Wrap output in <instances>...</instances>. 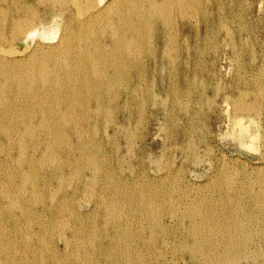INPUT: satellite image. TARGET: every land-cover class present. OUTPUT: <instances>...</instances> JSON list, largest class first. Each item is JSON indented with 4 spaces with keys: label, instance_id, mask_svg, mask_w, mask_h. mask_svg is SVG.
<instances>
[{
    "label": "rangeland",
    "instance_id": "374dc122",
    "mask_svg": "<svg viewBox=\"0 0 264 264\" xmlns=\"http://www.w3.org/2000/svg\"><path fill=\"white\" fill-rule=\"evenodd\" d=\"M187 2H188V6L186 5L183 9L178 8V10H177V7H175V8H173V10H171L172 12H170L169 16H168V18H170L171 20L169 19V21L167 22L168 25H165L167 27V28L165 27L166 32L169 35L168 36L169 40L167 39L168 43H167V48H166L167 56L164 59L165 61H163L164 62L163 65H164L165 69L161 70L162 64H161V62H159V59H158L157 60L158 62L156 64L153 60H152L151 64L149 63L150 67L157 65L156 67L158 68V72H155L157 74H154V72L149 71V70L143 71L140 73L141 76H140V80H139L140 82L138 85L139 87L137 88L138 90L136 89V92H135L136 98H135V100L132 101L134 104L131 102L130 106L127 109L123 108L124 110H129L131 112L128 116V119L124 121L123 128L120 127L117 134L113 133V129L115 127V124L113 122H115L116 116L120 115V112L123 109L118 108L117 105H115L113 103H111V104L105 103L104 104V106L102 108L103 110L102 109L100 110L104 116L101 114V116H100L101 118L99 117L100 120H98L99 118H97V119L93 118L89 121H81V118H79V120H77L78 124H76V126H74L73 125L74 121L69 120L68 119L69 117H67V121H66L67 123L65 122L64 126H66V127L70 126L69 128L74 127V130L78 129L79 134L77 135L74 132V130H71L72 133L70 132L69 137H66V139H65V141H66L67 139L70 138V140H67V141H69V143H67V141H66V143L70 144L69 145L71 147L70 157H71V160H73L74 164L72 163V165H71L72 169L66 168L64 170V172H63L64 178L61 177L60 181H58V180L54 181L53 182L54 185L49 183V184H47L46 187H44L43 184H41V182H42L41 176L44 173H48V171H46V170H50L47 167H43L39 162L43 153L45 152L44 153L45 156L50 154V156L49 157L47 156L46 158L52 159L55 156L54 159L56 161L61 160V158L65 157V156H63L62 152H59V151H58V153L50 152L48 154L46 152L48 150L47 146L44 145L43 143H41L40 148L37 147L38 150L35 151L36 156H35V154H34V156H32L31 153H33L34 152L33 149L36 148L35 144L32 141H33V139H35L37 137V136H34V133H33V135H29V134H27V136L25 135L27 142H29L28 144H30L28 146L26 156L32 157L34 160L36 159V162H33V163H35V165L33 164L34 166H33V169H31V171H29L27 169L28 168L27 166H24V168H23V167H21V165L18 164L20 158H19V155L16 151H12V153H10L9 155L6 156L5 153L3 154V152H5L3 150L6 149V147L5 146L0 147V153L2 152V154H0L1 155L0 159L5 161L2 165H0V178L2 176V178H1L2 180H0L1 181V184H0V186H1L0 187V190H1L0 191V208H1L0 209V257L4 256L3 259L0 258L1 264L2 263L3 264L4 263L5 264H11L10 263L11 261H9L10 259L8 258L9 255L13 256V258H14L13 263L14 264H21L19 259L21 261L23 260L25 263L27 261H31V259H33V256L29 252L28 247H26V244H30L31 242H33L30 240L31 238H29V236L31 234H28L29 229L33 224V219H31L30 216H29V218L28 217H24V218L23 217H16L15 220H16L17 225L19 226L20 231H19V233H17L15 235V237L14 236L11 237V233H10L9 229H10V227L13 226V224L9 220L8 215L10 213V214H16L17 216H19L20 215V205H19V203H16L17 199L14 200L11 196H6V193H7L6 189H8V193H11V195H12V193L14 195V192L15 193L18 192L22 195V197L24 196V198L31 196L33 189H34L35 193H37L38 196H42L45 193H51L53 196L55 195L53 197V201H55V204L57 203L56 205H57V207H59L58 208L59 211H58L57 215L55 216L56 221H55V218H52L51 215L47 214L44 216L43 213L35 210V212L39 213V215H40L39 221H42L45 224H46V222L48 224V223L53 221V223L56 222L57 224L56 223H55L56 225L52 224V226L54 225V227H52L51 225L48 226V230L45 232V234L42 233L40 235V236H43V239H44V240L42 239L43 243L40 241H38L37 244L35 242H33L34 244H36L35 245L36 246V248H35L36 252L34 255L37 256L39 254V256L36 257L34 264H42L43 262H46V264H76V263L77 264H80V263L84 264V262H85V264H94L93 262H95V264H99L100 262H102L100 264H106V263L107 264H110V263L111 264H119V263L120 264H126L125 263V256L128 254H131V253H132L131 254L132 257L135 259H136V257L139 258V255H140L142 257L141 258L142 264H144V263L145 264H153L154 262H156V263L160 262L159 264H161V263L162 264L163 263L170 264L171 261H172L171 264H177V262H178V264H182V261H183V264H194V263L195 264H202V262H203V264L204 263L205 264H213V263L214 264H218V263L219 264H254V263L255 264H264V240H263L264 239V231H263L264 230V218H262V221H261V215H262V217H264V210H263L264 197H262V196H264V192H263L264 190H262L264 188V157H262V155L264 156V153H263L264 148H262V147H264V125H263L264 124V116H263L264 115V111H263L264 110V102H263L264 101V97H263L264 96V93H263L264 92V89H263L264 88V0H227V1H225V0H214V1L213 0H187ZM259 5H260V9L258 8ZM210 7H212V8H210ZM180 10H182V12H180ZM183 11H184V13H183ZM209 11H210V13H209ZM181 13L183 15H181ZM211 14H213V15L211 16ZM234 14H236V15H234ZM191 16H193V18ZM232 16H234V17H232ZM259 16H260V18H259ZM189 17H190V19L192 18L193 20L192 19L189 20ZM49 20L50 19L48 18L47 21H49ZM177 20H179V21H177ZM34 22H35V24H39L38 19H36V21H34ZM178 23H182L179 28L176 27ZM191 24H192V26H191ZM254 27H255V29H254ZM25 28H27V27H25ZM175 28H177V29H175ZM233 32H235V33H233ZM182 33H183V35H182ZM234 34H235V36H234ZM181 35H182V37H181ZM245 36H247V37H245ZM242 37H244V38H242ZM250 37H251V39H250ZM182 39L184 41H181ZM195 39L197 41H195ZM49 41L50 40H48V42ZM145 41H147V42H145ZM200 41H202V42H200ZM257 41H258V44H257ZM40 42L44 44V41H42L41 39H40ZM153 42H154V39L152 36H150V37H145L143 43L141 44L140 49L142 51V57L144 59H146L147 56H150L151 51L154 48ZM183 42H186V44ZM50 43H51V41H50ZM145 43L148 44V46ZM33 44H34V40L28 39L26 41L25 39H22V37H20L17 40H15L12 45H9L8 43H5V44L0 43V46L4 47L6 49L13 47L17 50H22L25 53H28L30 51V48L33 46ZM187 44H189V45H187ZM44 45H46V44H44ZM225 45L227 48L225 47ZM186 46L189 48V51H188ZM258 46H259V48H258ZM147 49L149 50V52H146V51H148ZM218 50H219V52H218ZM186 51H188V52H186ZM198 52H200V53H198ZM217 52H218V54H217ZM159 53H158V56H159ZM188 53H189V55H187ZM253 59H254V61H253ZM257 60H259V61H257ZM185 61L188 65L185 63ZM215 64H216V66H215ZM168 65H169V67H168ZM192 72H194V73H192ZM252 74H253V76H252ZM179 77H180V79H179ZM204 77H205V79H204ZM153 80H155V82ZM150 84H151V86H150ZM233 86L235 88H233ZM236 86L237 87L239 86V88H236ZM243 86L246 88H244ZM253 88H254V90H252ZM239 89H241V90H239ZM140 91H141V93H139ZM242 91H243V93H241ZM236 93H238V94H236ZM158 94H159V96H158ZM142 95H143V97H141ZM240 95L242 96L243 99L241 98ZM250 95H252V96H250ZM144 97H145V99H144ZM204 97H205V99H204ZM245 97H246V99H245ZM139 98H141V99L143 98V99L141 100ZM155 98H157V99H155ZM229 98L231 100H229ZM20 99L21 98L17 95V97L14 98V100H16L15 101L16 104L14 106H12V108H11L12 109L11 112L13 115V120H11V124H13V128H11L10 130H12L11 132H12L13 138H15V139L19 138V135H17V133H15L14 131L17 132L23 128V125H21V124H23V123H21V119H23V118H21V119L18 118L20 115L19 113L23 112L22 108H20V106L17 105L19 103ZM55 99H57V102L58 101L61 102V100L59 98H55ZM158 99H161V100H158ZM176 99H179V100H176ZM156 100H158V101H156ZM140 101H143V102L145 101L144 103L146 105ZM148 101H149V103H148ZM154 101H156V102H154ZM185 101H186V103H185ZM238 101L241 103L243 101H245L246 103L249 102L248 107H250V108L248 109V111H246L245 114H243L244 121H246L247 119L253 120L255 118V115H256V118L254 119V122L256 121L255 122L256 125L253 121L250 120L251 122H253L251 124V128L254 131V133L256 134V136L252 140L250 139V137H246L243 143H241V141L238 138H236L237 132L235 130H237L238 127L235 126L236 128L234 130V126H233V128L231 126L235 123V121H231V120H235V119L231 118L233 116H229V115L233 114V110H232L233 109L232 107H234L233 104L237 103ZM163 102H165V103H163ZM245 102H243V103H245ZM138 103H141L144 106H142L141 104H138ZM212 104H214L215 106ZM231 104L233 105L232 107H231ZM109 105H110V108L112 106H114L111 108V110H113V111L110 110V108L108 107ZM251 105H253V106H251ZM174 106H176V108ZM90 107L95 108V106L93 107V104ZM145 107L148 109H146ZM88 108L89 107L87 106V109ZM165 108H166V110H165ZM254 108H256V109H254ZM85 109H86V107H85ZM137 109H138V111H137ZM164 110L167 111V113ZM225 110H228L229 112L228 111L224 112ZM261 111H262V113H261ZM147 112H149V113H147ZM151 112H153L152 116L150 115ZM163 112H164V114H163ZM227 112L229 113L228 115H227ZM143 113L146 114L147 118L145 117V115ZM125 115H128V114L125 112ZM249 116L252 118H250ZM79 117H80V115H79ZM139 118H141V119H139ZM150 118H151V120L149 121ZM142 119H143V122H142ZM35 125H36L35 126V128H36L38 125L36 123H35ZM179 125H182V126H184V128H187V129H185V131H187L188 137L178 138L179 137L178 133H179V128H180ZM259 125H260V127H258ZM98 126H100L99 127L100 129L98 128ZM128 126H130V127H128ZM131 127L133 128V130ZM174 127L175 128L178 127V128L175 129ZM258 128H260L261 130ZM85 129H86V131L88 129V131L85 132ZM89 129H91V130H89ZM165 129H167V130H165ZM259 131H261V132L263 131V132L261 133ZM13 132L16 135L13 134ZM80 132H82V133H80ZM102 132H104V133L102 134ZM143 132L146 134L147 138H146L145 142H142V144L144 146L146 145V152H150V154L153 155V157L151 155V158L152 159L154 158V159H153V161L150 162L146 156L145 157V160H146L145 166L140 167V166H137L136 163H134V161H135L134 160V156H135L134 153L138 152V147L141 144V140H140L141 137L140 136H142L144 134ZM107 134H109V135H107ZM128 134H130L132 138ZM117 135H118V137H117ZM157 135H159V136H157ZM77 137H79V138H77ZM105 137H106V139H105ZM258 138H260V140ZM247 139H249L250 141ZM114 140H115V142H114ZM117 140H119V141H117ZM190 140H192V141H190ZM200 140H201V142H200ZM206 140L208 141V143ZM126 141H127V144H126ZM128 141L130 144L128 143ZM137 141H138V143H137ZM175 142H176V144H175ZM190 142H192V143H190ZM195 143H197V144H195ZM191 144H192V146L195 147V149H194V147L191 146ZM249 144H250V146H248ZM58 145H59V143H58ZM88 145H90V146L88 147ZM180 145L181 146L183 145L184 147L183 146L181 147ZM203 145H205V146L203 147ZM0 146H2V145L0 144ZM186 146L187 147L190 146L189 147L190 150ZM244 146H246V147H244ZM147 147L149 148V150H147ZM191 147L193 148V150ZM114 148H117V149H114ZM118 148H119V150H118ZM134 149H136V150H134ZM164 149H165V151H163ZM182 149H185V150L183 151ZM42 150H43V152H42ZM126 153H128V154H126ZM164 153H165V155H164ZM190 153H192V154H190ZM85 154H86V156H85ZM45 156L43 155V158ZM122 156H123V158H122ZM209 156H210V158H209ZM58 157H60V158L58 159ZM83 157L85 159H83ZM11 158H12V160L15 161V163L11 160ZM75 158H81L84 162L85 161H91V163L93 165H91L90 167H92L93 169L95 167L94 172H91L90 169H88V170L84 169V171H82V169L80 167L78 168V165L75 163V160H74ZM205 158L206 159L209 158V159L206 160ZM37 159H39L38 160L39 163L37 162ZM120 159H121V161H120ZM194 161L196 162V164H194L195 163ZM157 162H158V164H157ZM133 163H134V165H133ZM7 164L8 165L11 164V165L8 166ZM13 165L17 166L15 168V170L13 168L15 166H13ZM74 165H75V168L77 167L76 169L73 168ZM171 167L174 170H171ZM181 167H183L182 168L183 170L181 169ZM110 168H112V169H110ZM133 168H134V170H133ZM16 169H17L18 173L16 172ZM77 169H78V171H77ZM161 169H162V172H161ZM25 170H27V171H25ZM36 170H37V172H36ZM70 170H73V171H70ZM28 171L30 172V174L32 173L30 175L32 178L31 177L30 178L38 186L36 185L37 188H33L32 182L29 183L28 185L30 187L28 185L26 186V188L24 189L26 191L25 195H24L23 194L24 193L23 188L21 189V187H18V186L17 187L11 186L10 183H11V180L13 178L17 180L15 182L20 183L21 181H19V178H21V176H19V174L25 175V174H27ZM171 171H172V176H171ZM70 172H71V174H70ZM84 172L86 173V175L84 174ZM132 172H134V173H132ZM9 173H10V175H9ZM39 173H41L40 176H38ZM96 173H98V174H96ZM110 174H111V177H110ZM112 174H114V175H112ZM83 175H85L88 178L89 183L85 184V185H87L86 187H85V185L80 184V180H81ZM67 176H68V178L66 181ZM175 176H177V177H175ZM7 178L9 179L8 181H7ZM72 178H74V179L72 180ZM78 178H80V179H78ZM97 178H98V180H97ZM183 178L185 179V181L187 180L188 182L186 183ZM69 179H71V180H69ZM174 179H176V180H174ZM74 180H75V182H74ZM89 180L90 181L92 180V181L90 182ZM107 180H109L110 182ZM111 180H113V182H111ZM172 180H173V182L171 183ZM178 180L179 181L181 180L183 182H181V181L179 182ZM167 181L168 182L170 181V182L168 183ZM243 181H245V183ZM38 182H40V183H38ZM174 182L176 183V186H175ZM256 182H258V183H256ZM159 183L162 186H160ZM165 183L167 185H165ZM181 183H182L183 187L180 186ZM185 183H186L187 188L184 185ZM5 184H7V185H5ZM88 184H90V185H88ZM100 184H102V185H100ZM113 184H114V186H113ZM115 184H117V185L115 186ZM222 184H224V185H222ZM243 184L246 185V186L244 185L245 189H243L244 188ZM252 184H254V185H252ZM8 185H10V187ZM77 185L79 186V188L76 189V192L72 193L71 191H74L75 190L74 187H77ZM164 185H165V187H164ZM173 185L175 186V188H173L174 187ZM39 186H40V188H39ZM134 186L136 187L137 190H134L135 189ZM139 186H140L141 190H140ZM150 186H151V188H149ZM153 186H154V188H153ZM159 186H160V188H159ZM258 186H259V188H258ZM54 187H56L57 189ZM58 187H60V188H58ZM95 187H96V190H95ZM116 187H117V189H116ZM178 187L182 188L183 190H181ZM237 187H240V188L243 187L242 191L244 193L241 191L240 188H238V189H240V190H238ZM253 187H254V189L258 188V190H254ZM118 188H120V189H118ZM121 188L123 189V191ZM147 188H148V191H145V190H147ZM168 188H169V190H168ZM222 188L225 191L222 190ZM58 189H60V190H58ZM112 189H113V191H112ZM124 189H127V190H124ZM130 189H131V191H130ZM260 189L262 190V192L260 191ZM27 190H29V191H27ZM56 190H58V192ZM149 190L151 192L150 194L148 193ZM179 190L182 192L179 193L178 192ZM191 190H192V193H191ZM53 191H54V193H53ZM114 191H115V193H114ZM141 191L143 192V194L141 193ZM29 192H31V193H29ZM177 192H178V194H177ZM238 192H239V194H238ZM254 192L256 194L257 193L258 194L256 195ZM38 193H40V194H38ZM60 193H62L63 195L61 196ZM109 193H111V194H109ZM112 193H114V194H112ZM118 193H119V195H118ZM152 193H154V194H152ZM64 194H67V195H64ZM128 194L129 195L131 194V195L128 196ZM137 194L138 195L140 194V197ZM82 195H84V196H82ZM132 195H134V197H132ZM243 195L244 196L246 195V197H244ZM92 196H94V197H92ZM108 196H110L111 198H109ZM150 196L152 198L154 197L155 200L151 199ZM9 197H11L12 200L9 199ZM145 197H147V198H145ZM249 197L250 198L252 197L251 199H254V201L249 200L248 199ZM65 198H67V199H65ZM78 198L80 200V201H78L79 203L77 202ZM100 198L101 199L103 198V200H101ZM244 198H245V200H244ZM107 199H108V201H107ZM111 199L113 200L112 203H111ZM176 199H177V201H176ZM13 200H14V202H13ZM104 200L106 201V203ZM117 200H119V201H117ZM159 200L162 202L160 203ZM234 200L235 201L237 200V201L235 202ZM61 201H65V202H61ZM71 201L72 202L74 201V202L72 203ZM125 201L127 204L125 203ZM152 201H153V203H152ZM223 201H224V203H223ZM245 201H248L247 202L248 204ZM154 202L156 204H159V205H156ZM179 202L183 203L182 206H180L181 203L178 204ZM211 202H213L214 205ZM215 202H217V204ZM117 203H119V204H117ZM151 203L154 205H152ZM225 203L226 204L229 203L228 204L229 206L226 205ZM236 203L238 204L237 207H236ZM11 204H12V206H11ZM70 204H73V206ZM150 204L152 207L150 206ZM257 204H259V205H257ZM31 205H32L31 207L33 209H36L37 206L35 203H31ZM80 205H82V206L80 207ZM249 205H251L250 208L252 207L251 210H250V208L248 209ZM117 206H119V207L121 206L120 208H123V209L121 210ZM154 206L155 207L157 206V207L155 208ZM185 206H187V207H185ZM188 206H190L191 208ZM256 206H258V207H256ZM114 207H115L116 211L114 210ZM153 207H154V209L152 210ZM233 207L235 209H233ZM71 208H72V210H71ZM159 208H160V210H158ZM212 208H215V209H212ZM230 208H231V210H230ZM73 209H74V211H73ZM78 209H79V211H78ZM95 209H96V211H95ZM155 209H157V211H159V213H161V215L159 213H156L157 211ZM181 209H182V211H180ZM193 209H195V210H193ZM76 210H77V212H76ZM161 210L163 213L161 212ZM213 210L215 211V213ZM225 210L227 211L226 213H225ZM232 210L235 211L236 214ZM97 211H99V212H97ZM152 211H154V212H152ZM230 211L233 213H231ZM71 212H74L73 214H75V213L76 214L73 216V214ZM118 212H120V213L117 215ZM185 212H186V214H185ZM228 212L230 213V215ZM31 213H33V211H31ZM65 213L67 215H69L70 217L67 216ZM126 213H128V214L126 215ZM153 213H155V214H153ZM243 213H244V215H243ZM255 213H256V215H255ZM257 213L259 214L260 219H258L259 217H257V215H258ZM5 214H7V216ZM156 214H158L157 216H159V215L160 216L157 217ZM192 214H194V215L192 216ZM197 214H199V215H197ZM62 215H64V216H62ZM226 215H227V217H226ZM65 216H66V218H64ZM127 216H128V218H127ZM229 216H230V218H229ZM253 216L256 217L258 220L255 221L256 219ZM41 217L45 222L43 220H41ZM86 217L87 218L89 217V218L87 219ZM155 217H157V218H155ZM205 217H207V218H205ZM243 217H245V218H243ZM252 217L254 219H252ZM196 218H199V219H196ZM49 219L51 221H49ZM59 219L61 220V222L63 221L62 224H64L68 230H66V228H64V225L62 226ZM97 219L99 220V222ZM130 219H132V220H130ZM160 219L163 220L162 223H161ZM192 219L194 220L193 222H192ZM226 219H228V220H226ZM242 219L244 222H242ZM128 220H129V224L131 223L130 225L127 224ZM196 220H197V222H196ZM230 220L232 222H234L235 224H239L243 228L240 231L241 232L240 235L243 233L241 235V237L244 234L246 236V232H248V231H251L248 233H250V234L252 233V234L250 236L248 235V238H240V239L237 238L235 241V235L233 237L228 236L226 238V236L228 235L227 233L230 231V228H232V227H230L228 230H225V233L218 234L216 232L209 231V229H208L209 227L205 225V224H207L206 221L211 222L210 226L211 225L216 226L217 224H223L227 221L229 223H232ZM247 220H248V222H247ZM253 220L256 222V224H254L255 222ZM65 221H67V222H65ZM164 221H166L167 223H165ZM249 221L252 223L254 222V223L252 224ZM139 222H141V223L143 222V223L139 224ZM83 223H84V226H86L87 228L86 227L82 228ZM234 223H232V224H234ZM249 223L251 226H249ZM257 224L260 226V228L256 226ZM28 225H29V227H28ZM57 225H59V226H57ZM69 225H72V226H69ZM126 225H127V227H124ZM136 225L138 226V229H137ZM140 225H142V226H140ZM32 227H34V226H32ZM174 227L176 229H174ZM205 227H206L207 231H206ZM251 227H253V228H251ZM6 228H8V230H6ZM49 228H50V231H49ZM73 228H74V230L76 229V231H74L75 233H73ZM78 228H79V230H78ZM97 228H100V229H97ZM127 228H129V229H127ZM246 228H247V230H246ZM56 229H57V231H56ZM60 229L61 230L63 229L64 232L63 231L61 232ZM53 230H55V231H53ZM128 230H130V231H128ZM195 230L198 232L206 231L207 233H210V235H211L210 242L211 243L213 242L212 246L214 247V250L216 251V253H217V250L221 251V252H219L220 254L218 253V257H219V259L217 257L218 260L214 261V260L209 258L210 260L207 259V260H209V262L207 263L206 259H203L200 257H199V259H196V258L194 259L190 255L191 254L190 249H193V247H194L193 244L195 243L194 242L195 238L192 235V232ZM165 231H167L168 233ZM121 232L123 234H121ZM139 232H141V233H139ZM171 232H172V234H171ZM85 233H86V235H85ZM124 233H125V235H124ZM145 233L147 236L145 235ZM180 233L182 234V236L185 234L183 237H185V238L187 237V238L185 239L182 236H180L181 235ZM153 234H155V236ZM159 234H161L162 236ZM5 235L6 236L8 235V236L6 237ZM48 235H50V236H48ZM65 235L66 236L68 235V238H69L68 241L70 240L67 243L62 241L65 238ZM92 235H94V236H92ZM112 235H114V236H112ZM126 235H127V237H126ZM165 235H167V237ZM2 236H3V238H2ZM51 236H53L52 241L50 238ZM62 236L64 237L63 239H62ZM110 236H111V238H110ZM152 236H154V237L152 238ZM84 237H85V239L87 237L89 239L87 238V240L85 242ZM92 237H93V239H92ZM76 238H78L79 240L78 239L76 240ZM121 238L123 239V243H122ZM215 238H217V239H215ZM228 238H230V239L228 240ZM17 239H19V240H17ZM80 239H82V241ZM179 239H180V241H179ZM245 239H246V241H245ZM95 240H97V241H95ZM167 240H169V241L167 242ZM22 241H24V242H22ZM259 241H261V242H259ZM6 242H8V243H6ZM110 242L112 243L111 244L112 250L109 248V247H111V246H109ZM119 242H121L120 245H119ZM216 242H218L220 244H218ZM229 242L231 244L233 242V244H234L233 248L237 249V250H235L232 248L233 251L235 250L233 254H228V253H226L227 251L221 250L224 248V246H222V245L229 243ZM24 243H25V245H24ZM68 243H69V245H68ZM162 243H164V244H162ZM170 243H171L170 246H172L173 248L169 247ZM6 244L9 247H7ZM172 244L174 246H176V248H174V246ZM217 244L220 247H218ZM12 246H13V248H10ZM46 246H48V247H46ZM66 246H68V248H66L67 250L65 249ZM21 247H23V248H21ZM38 247H40V249ZM44 247H45V249H44ZM123 247H124V249H123ZM142 247H143V249H142ZM78 248H80V249H78ZM81 248H83V249H81ZM108 248L110 250H108ZM151 248L153 251L151 250ZM13 249H15L16 251H19V252L15 253L16 251L14 252ZM86 249H88V250H86ZM139 249L141 252L139 251ZM158 249H160L159 252L162 254L158 253ZM163 249L164 250L168 249V250L163 251ZM252 249H253V252H252ZM77 250L80 253H78ZM116 250H117V252H116ZM128 250H129V253H128ZM150 250L152 251V253H149ZM161 250H162V252H161ZM170 250L171 251L173 250L172 251L173 255L170 254L171 253ZM185 250H186V253L184 252ZM247 250L249 252H252V253H249ZM39 251L42 253H39ZM74 251H75V253L77 252V254H75ZM102 251H104V252H102ZM85 252L87 254H85ZM143 252H144V254L146 253V255H148V256L149 255H152V256L148 257V256L144 255ZM138 253H139V255H138ZM154 253L155 254L158 253V254H156L157 256ZM242 253H243V255H242ZM41 254H43V255L46 254V255L43 256ZM81 254H84V255L82 256ZM105 254H108V255H105ZM110 254L112 256L114 255L115 257L114 256L112 257ZM164 254H165L166 258L163 257ZM167 254H168V256H167ZM184 254H185V256H184ZM251 254H252V256H251ZM19 255L20 256L22 255V256L20 257ZM72 255H74V256H72ZM88 255L91 257H89ZM134 255H135V257H134ZM75 256H77V257H75ZM97 256L100 258H98ZM123 257H124V259H123ZM160 257H161V259H160ZM170 257L171 258L173 257V258L171 259ZM7 258H8V260H6ZM24 258H25V260H24ZM93 258H95V259H93ZM112 258L114 259L115 262L113 261ZM144 258H146V259L143 260ZM152 258H154V259H152ZM182 258H183V260H182ZM118 259H119V261H118ZM221 259L224 263L221 261ZM226 259H227V261H226ZM228 259H230L231 262ZM4 260L8 261V262H5ZM160 260H162V262ZM242 260H244V261L242 262ZM247 260L249 262H251V261L252 262L249 263ZM39 261H41L42 263H40ZM88 261H89V263H88ZM112 261H113V263H112ZM173 262H176V263H173ZM156 263H154V264H156ZM138 264H140V262Z\"/></svg>",
    "mask_w": 264,
    "mask_h": 264
},
{
    "label": "bare ground",
    "instance_id": "6f19581e",
    "mask_svg": "<svg viewBox=\"0 0 264 264\" xmlns=\"http://www.w3.org/2000/svg\"><path fill=\"white\" fill-rule=\"evenodd\" d=\"M214 1V0H213ZM227 1V0H225ZM214 3V2H213ZM212 3V4H213ZM218 4V3H217ZM227 4V3H226ZM188 6V2L187 0H0V43H8L9 45H12L14 43L15 40H17L18 38L22 37V39H25L26 41L29 40H34V44L33 46L30 48V51L28 53H25L22 50H17L13 47H10L9 49H6L4 47L0 46V144L3 147L5 146L6 149H4L3 154L5 153L6 156L9 155L10 153H12V151H16L19 155V162L18 164L21 165V167L24 168V166H27L28 170L31 171V169H33V166L35 165L36 159L34 160L32 157H27L26 153H27V149L28 146L30 144H28L29 142H27L25 135L27 136V134L29 135H33L37 136L35 139H33V143L35 144L36 148H34V152L31 153L32 156H34L35 151L38 150L37 147H41V143H43L44 145L47 146V153L49 154L50 152L52 153H58L62 152L63 158H61V160L56 161L54 158L50 159V158H46L47 156L49 157V155L45 156V152L43 153V155L45 156L43 158V155L40 159V164L43 167H47L50 170H46L48 171V173H44L43 171V175L41 176V184H43L44 187L47 186V184L51 183L53 184L54 181H60L61 177L64 178L63 172L66 168H71V165L73 163V160H71V147L69 146L70 144L69 141L70 140L67 139V143L65 141L66 137H69V134L71 132V130H74V127L69 128L64 126L65 122L67 121V117H69L68 119L71 121H74L73 125L76 126V124H78L77 120H79V118H81V121H89L93 118L97 119L101 116L102 112L100 111L105 103H113L115 105H117L118 108L121 109H127L130 106V103L135 100L136 96H135V92L136 89L139 87V80H140V76H141V72L143 71H152L154 72V74H157L155 72H158V68L155 66H151L149 65V63L151 64L152 60L155 62V64L158 62L157 60L159 59V62H161L162 67L161 70L165 69L164 65H163V61H165L164 59L167 56L166 53V48H167V39H168V33L166 32V26L168 25L167 22L169 21L170 18H168L169 13L172 12L171 10H173V8L177 7L179 9H183L185 6ZM262 5V4H261ZM231 7V6H230ZM212 8V7H210ZM260 9V5L258 7ZM175 10V9H174ZM216 11V10H215ZM180 12H182V10H180ZM179 13V12H178ZM184 13V11H183ZM210 13V11H209ZM230 13V12H229ZM245 13V12H244ZM258 13V12H257ZM180 14V13H179ZM178 14V15H179ZM188 14V13H187ZM237 14V13H236ZM234 14V15H236ZM181 15H183L181 13ZM185 15V14H184ZM213 14H211L212 16ZM238 15V14H237ZM243 15V14H242ZM176 16V15H175ZM186 16V15H185ZM210 16V17H211ZM178 17V16H177ZM181 17V16H180ZM193 18V16H191ZM209 17V18H210ZM234 17V16H232ZM50 19L49 21H47V19ZM182 18V17H181ZM188 18V17H187ZM191 18V19H192ZM212 18V17H211ZM260 18V16H259ZM36 19L39 20V24H35L34 21H36ZM183 19V18H182ZM181 19V20H182ZM189 17V20H191ZM213 19V18H212ZM171 20V19H170ZM175 20V19H174ZM186 20V19H185ZM193 20V19H192ZM195 20V19H194ZM250 20V19H249ZM47 21V22H46ZM179 21V20H177ZM210 23V22H209ZM179 24V25H178ZM176 27H180L182 23H178ZM188 24V23H187ZM196 25V24H195ZM200 25V24H199ZM213 25V24H212ZM225 25V24H224ZM231 25V24H230ZM192 26V24H191ZM205 26V25H204ZM214 26V25H213ZM252 26V25H251ZM27 27V28H25ZM166 27V28H165ZM170 27V26H169ZM231 27V26H230ZM197 28V27H196ZM220 28V27H219ZM225 28V27H224ZM223 28V29H224ZM177 29V28H175ZM195 29V28H194ZM199 29V28H198ZM197 29V30H198ZM221 29V28H220ZM253 29V28H252ZM251 29V30H252ZM255 29V27H254ZM253 29V30H254ZM226 30V29H225ZM233 30V29H232ZM169 31V30H168ZM172 31V30H171ZM170 31V32H171ZM223 31V30H222ZM250 31V30H249ZM220 32V31H219ZM225 32V31H224ZM253 32V31H252ZM235 33V32H233ZM197 34V33H196ZM247 34V33H246ZM251 34V33H250ZM176 35V34H175ZM183 35V33H182ZM181 35V37H182ZM152 36L154 39V48H153V52L151 51L150 56H147L146 59H144L142 57V51H141V44L143 43L145 37H150ZM219 36V35H218ZM235 36V34H234ZM244 36V35H243ZM180 37V38H181ZM198 37V36H197ZM247 37V36H245ZM244 38V37H242ZM40 39L42 41H44V45L43 43L40 42ZM218 39V38H217ZM221 39V38H220ZM226 39V38H225ZM251 39V37H250ZM48 40L50 41L48 42ZM169 40V39H168ZM151 41V40H150ZM171 41V40H170ZM181 41H184L183 39ZM180 41V42H181ZM195 41H197L195 39ZM228 41V40H227ZM147 42V41H145ZM202 42V41H200ZM199 42V43H200ZM239 42V41H238ZM171 43V42H170ZM186 44V42H183ZM240 43V42H239ZM261 43V42H260ZM146 44V43H145ZM180 44V43H179ZM224 44V43H223ZM222 44V45H223ZM241 44V43H240ZM258 44V41H257ZM148 46V44H146ZM182 45V44H181ZM189 45V44H187ZM201 46V45H200ZM253 46V45H252ZM24 47V46H23ZM187 47V46H186ZM226 47V45H225ZM179 48V47H178ZM227 48V47H226ZM255 48V47H254ZM259 48V46H258ZM170 49V48H169ZM175 49V48H174ZM188 51L189 48L187 47ZM231 49V48H230ZM247 49V48H246ZM148 50V49H147ZM171 50V49H170ZM182 50V49H181ZM245 50V49H244ZM180 51V50H179ZM186 51V52H188ZM199 51V50H198ZM146 52H149L146 51ZM160 52V53H159ZM173 52V51H172ZM219 52V50H218ZM217 52V54H218ZM248 52V51H247ZM159 53V56H158ZM182 53V52H181ZM200 53V52H198ZM251 53V52H250ZM148 54V53H147ZM146 54V55H147ZM170 54V53H169ZM189 55V53L187 54ZM195 55V54H194ZM209 55V54H208ZM255 55V54H254ZM251 56V55H250ZM259 56V55H258ZM212 58V57H211ZM237 58V57H236ZM251 58V57H250ZM256 58V57H255ZM185 59V58H184ZM195 59V58H194ZM200 59V58H199ZM230 59V58H229ZM178 60V59H177ZM212 60V59H211ZM149 61V62H148ZM167 61V60H166ZM194 61V60H193ZM198 61V60H197ZM200 61V60H199ZM254 61V59H253ZM259 61V60H257ZM169 62V61H168ZM182 62V61H181ZM188 62V61H187ZM186 63V61H185ZM187 64V63H186ZM211 64V63H210ZM188 65V64H187ZM257 65V64H256ZM216 66V64H215ZM169 67V65H168ZM186 67V66H185ZM188 67V66H187ZM195 68V67H194ZM261 70V69H260ZM171 71V70H170ZM227 72V71H226ZM194 73V72H192ZM212 73V72H211ZM240 73V72H239ZM179 76V75H178ZM195 76V75H194ZM253 76V74H252ZM151 77V76H150ZM210 77V76H209ZM212 77V76H211ZM220 78V77H219ZM151 79V78H150ZM171 79V78H170ZM180 79V77H179ZM202 79V78H201ZM200 79V80H201ZM205 79V77H204ZM210 79V78H209ZM152 80V79H151ZM155 82V80H153ZM171 81V80H170ZM179 81V80H178ZM189 81V80H188ZM199 81V80H198ZM206 81V80H205ZM219 81V80H218ZM186 82V81H185ZM213 82V81H212ZM153 84V83H152ZM177 84V83H176ZM234 84V83H233ZM241 85V84H240ZM151 86V84H150ZM181 86V85H180ZM249 86V85H248ZM251 86V85H250ZM153 87V86H152ZM184 87V86H183ZM182 87V88H183ZM244 87V86H243ZM156 88V87H155ZM168 88V87H167ZM166 88V89H167ZM171 88V87H170ZM233 88H235L233 86ZM236 88H239V86ZM246 88V87H244ZM141 89V88H140ZM148 89V88H147ZM248 89V88H247ZM264 89V88H263ZM138 90V89H137ZM169 90V89H168ZM236 90V89H235ZM241 90V89H239ZM245 90V89H244ZM254 90V88L252 89ZM251 90V91H252ZM200 91V90H199ZM238 91V90H237ZM250 91V90H249ZM145 92V91H144ZM149 92V91H148ZM234 92V91H233ZM248 92V91H247ZM246 92V93H247ZM253 92V91H252ZM138 93V92H137ZM141 93V91L139 92ZM150 93V92H149ZM196 93V92H195ZM243 93V91L241 92ZM264 93V92H263ZM124 94V95H123ZM145 94V93H144ZM166 94V93H165ZM205 94V93H204ZM203 94V95H204ZM238 94V93H236ZM17 95L21 98L19 103L17 105L20 106V108H22L21 113H19V117L18 118H23L21 119V125H23V128L19 131H14L15 133H17V135H19V138L15 139L13 138L12 135V130H10L11 128H13V124H11V120H13V115L11 112V108L12 106H14L16 103L14 100L15 97H17ZM170 95V94H169ZM232 95V94H231ZM234 95V94H233ZM242 95V94H241ZM240 95V96H241ZM247 95V94H246ZM159 96V94H158ZM166 96V95H165ZM215 96V95H214ZM249 96V95H248ZM252 96V95H250ZM143 97V95L141 96ZM154 97V96H153ZM234 97V96H233ZM255 97V96H254ZM264 97V96H263ZM55 98H59L61 100V102H57V99ZM138 98V97H137ZM161 98V97H160ZM216 98V97H215ZM242 98V96H241ZM261 98V97H260ZM141 99V98H139ZM143 99V98H142ZM141 99V100H142ZM145 99V97H144ZM147 99V98H146ZM152 99V98H151ZM157 99V98H155ZM205 99V97H204ZM228 99V98H227ZM226 99V100H227ZM240 99V98H239ZM243 99V98H242ZM241 99V100H242ZM246 99V97H245ZM254 99V98H253ZM263 99V98H262ZM19 100V99H18ZM161 100V99H158ZM156 100V101H158ZM165 100V99H164ZM169 100V99H168ZM179 100V99H176ZM181 100V99H180ZM203 100V99H202ZM201 100V101H202ZM208 100V99H207ZM211 100V99H210ZM209 100V101H210ZM213 100V99H212ZM216 100V99H215ZM229 100H231L229 98ZM153 101V100H152ZM154 101V102H156ZM224 101V100H223ZM143 102V101H140ZM145 102V101H144ZM143 102V103H144ZM171 102V101H170ZM200 102V101H199ZM212 102V101H211ZM228 102V101H227ZM239 102V101H238ZM234 103V107H232L233 105L231 104V108L233 110V114L229 115V116H233L231 118L235 119V120H231V121H235V123L232 126H234V130H235V126L238 127L237 130H235L237 132L236 134V138H238L241 143L244 142L246 137H250V139H254V137L256 136V134L254 133V131L251 128V124L254 122L251 119H247L246 121H244L243 119V114L246 113V111H248V109L250 107H248L249 102L246 103ZM251 102V101H250ZM260 102V101H259ZM264 102V101H263ZM133 103V102H132ZM149 103V101H148ZM161 103V102H160ZM165 103V102H163ZM179 103V102H178ZM186 103V101H185ZM226 103V102H225ZM231 103V102H230ZM254 103V102H253ZM261 103V102H260ZM93 107L95 106V108H91L90 106ZM134 104V103H133ZM141 104V103H138ZM145 104V103H144ZM155 104V103H154ZM158 104V103H157ZM177 104V103H176ZM202 104V103H201ZM207 104V103H206ZM217 104V103H216ZM228 104V103H227ZM252 104V103H251ZM90 105V106H89ZM142 105V104H141ZM146 105V104H145ZM181 105V104H180ZM179 105V106H180ZM186 105V104H185ZM214 105V104H212ZM257 105V104H256ZM260 105V104H259ZM263 105V104H262ZM18 106V107H19ZM87 106L89 107L87 109ZM107 106V105H106ZM144 106V105H142ZM141 106V107H142ZM154 106V105H153ZM158 106V105H157ZM160 106V105H159ZM184 106V105H183ZM215 106V105H214ZM253 106V105H251ZM17 107V106H16ZM86 107V109H85ZM110 108V105L108 106ZM114 107V106H112ZM111 107V108H112ZM176 108V106H174ZM185 107V106H184ZM259 107V106H258ZM110 108V110H111ZM146 108V107H145ZM152 108V107H151ZM253 108V107H252ZM251 108V109H252ZM262 108V107H261ZM121 110L120 115L116 116V120L115 122H113L115 124V127L113 129V133L117 134L120 127L123 128L124 126V121L128 119V116L130 114L131 111L129 110ZM148 109V108H146ZM154 109V108H153ZM157 109V108H156ZM168 109V108H167ZM189 109V108H188ZM256 109V108H254ZM86 110V111H85ZM103 110V109H102ZM166 110V108H165ZM164 110V111H165ZM181 110V109H180ZM186 110V109H185ZM259 110V109H258ZM113 111V110H111ZM115 111V110H114ZM138 111V109H137ZM151 111V110H150ZM162 111V110H161ZM228 110H225L224 112H226ZM264 111V110H263ZM109 112V111H108ZM107 112V113H108ZM125 112L128 115H125ZM141 112V111H140ZM167 113V111H165ZM229 112V111H228ZM227 112V115L229 114ZM113 113V112H112ZM142 113V112H141ZM146 113V112H145ZM149 113V112H147ZM151 112V116H152ZM249 113V112H248ZM262 113V111H261ZM260 113V114H261ZM66 114V115H65ZM70 114V115H69ZM144 114V113H143ZM164 114V112H163ZM183 114V113H182ZM254 114V113H253ZM80 115V117H79ZM103 115V114H102ZM106 115V114H105ZM141 115V114H140ZM146 117V114H144ZM149 115V116H150ZM176 115V114H175ZM248 115V114H247ZM251 115V114H250ZM104 116V115H103ZM108 116V115H107ZM166 116V115H165ZM164 116V117H165ZM254 116V115H253ZM264 116V115H263ZM248 117V116H247ZM250 117V116H249ZM101 118V117H100ZM100 118L98 120H100ZM130 118V117H129ZM143 118V117H142ZM147 118V117H146ZM252 118V117H250ZM135 119V118H134ZM141 119V118H139ZM229 119V118H228ZM227 119V120H228ZM260 119V118H259ZM106 120V119H105ZM151 120V118L149 119V121ZM253 122H251V121ZM261 120V119H260ZM19 121V120H18ZM130 121V120H129ZM169 121V120H168ZM132 122V121H131ZM134 122V121H133ZM140 122V121H139ZM143 122V119H142ZM146 122V121H145ZM223 122V121H222ZM256 122V121H255ZM254 122V123H255ZM35 123L38 125L35 128ZM67 123V122H66ZM87 123V122H86ZM96 123V122H95ZM205 123V122H204ZM232 123V122H231ZM97 124V123H96ZM99 124V123H98ZM107 124V123H106ZM236 124V125H235ZM101 125V124H100ZM127 125V124H126ZM131 125V124H130ZM176 125V124H175ZM256 125V123H255ZM264 125V124H263ZM80 126V125H79ZM78 126V127H79ZM88 126V125H87ZM96 126V125H95ZM179 137L178 138H186L188 137V133L187 131H185L184 126L179 125ZM100 126H98L99 128ZM130 127V126H128ZM230 127V126H229ZM256 127V126H255ZM260 127V125L258 126ZM263 127V126H262ZM95 128V127H94ZM104 128V127H103ZM108 128V127H107ZM132 128V127H131ZM137 128V127H136ZM142 128V127H141ZM146 128V127H145ZM166 128V127H165ZM175 128V127H174ZM178 128V127H176ZM175 128V129H176ZM231 128V127H230ZM257 128V127H256ZM100 129V128H99ZM260 129V128H258ZM80 130V129H79ZM83 130V129H82ZM91 130V129H89ZM133 130V128H132ZM167 130V129H165ZM169 130V129H168ZM227 130V129H226ZM225 130V131H226ZM261 130V129H260ZM88 131V129H87ZM85 129V132H87ZM101 131V130H100ZM137 131V130H136ZM145 131V130H144ZM13 132V134H15ZM74 132L78 135V129H75ZM107 132V131H106ZM168 132V131H167ZM261 132V131H259ZM263 132V131H262ZM261 132V133H262ZM72 133V132H71ZM82 133V132H80ZM104 132H102L103 134ZM130 133V132H129ZM138 133V132H137ZM136 133V134H137ZM144 133V132H143ZM198 133V132H197ZM228 133V132H227ZM74 134V133H73ZM84 134V133H83ZM82 134V135H83ZM112 134V133H111ZM139 134V133H138ZM210 134V133H209ZM16 135V134H15ZM76 135V136H77ZM96 135V134H95ZM109 135V134H107ZM130 135V134H128ZM141 135V134H140ZM211 135V134H210ZM220 135V134H219ZM138 136V135H137ZM159 136V135H157ZM194 136V135H193ZM29 137V136H28ZM97 137V136H96ZM104 137V136H103ZM118 137V135H117ZM120 137V136H119ZM131 137V135H130ZM134 137V136H133ZM141 137V144L138 147V152H135V156H134V163H136L137 166H145V157L147 156L148 160L151 162L153 161V159L151 158L150 152H146V145L144 146L142 144V142H145L146 140V134L144 133ZM190 137V136H189ZM72 138V137H71ZM79 138V137H77ZM93 138V137H92ZM109 138V137H108ZM113 138V137H112ZM128 138V137H127ZM132 138V137H131ZM29 139V138H28ZM32 139V138H31ZM82 139V138H81ZM91 139V138H90ZM98 139V138H97ZM106 139V137H105ZM166 139V138H165ZM260 140V138H258ZM30 140V139H29ZM78 140V139H77ZM80 140V139H79ZM110 140V139H109ZM126 140V139H125ZM128 140V139H127ZM132 140V139H131ZM249 140V139H247ZM76 141V140H75ZM93 141V140H92ZM119 141V140H117ZM130 141V140H129ZM128 141V143H129ZM175 141V140H174ZM192 141V140H190ZM196 141V140H195ZM207 141V140H206ZM250 141V140H249ZM31 142V143H32ZM72 142V141H71ZM70 142V143H71ZM82 142V141H81ZM91 142V141H90ZM115 142V140H114ZM131 142V141H130ZM134 142V141H133ZM194 142V141H193ZM201 142V140H200ZM252 142V141H251ZM250 142V143H251ZM263 142V141H262ZM59 143V145H58ZM138 143V141H137ZM186 143V142H185ZM192 143V142H190ZM199 143V142H198ZM204 143V142H203ZM208 143V141H207ZM253 143V142H252ZM111 144V143H110ZM127 144V141H126ZM130 144V143H129ZM174 144V143H173ZM176 144V142H175ZM197 144V143H195ZM74 145V144H73ZM76 145V144H75ZM78 145V144H77ZM81 145V144H80ZM179 145V144H178ZM244 145V144H243ZM247 145V144H246ZM34 146V145H33ZM34 146V147H35ZM90 145H88L89 147ZM106 146V145H105ZM127 146V145H126ZM132 146V145H131ZM130 146V147H131ZM175 146V145H174ZM173 146V147H174ZM181 146V145H180ZM183 146V145H182ZM181 146V147H182ZM192 146V144H191ZM196 146V145H195ZM198 146V145H197ZM205 145H203L204 147ZM208 146V145H207ZM250 146V144L248 145ZM128 147V146H127ZM162 147V146H161ZM184 147V146H183ZM187 147V146H186ZM185 147V148H186ZM190 147V146H189ZM189 147H187L189 149ZM194 147V146H192ZM191 147V148H192ZM202 147V148H203ZM209 147V146H208ZM246 147V146H244ZM77 148V147H76ZM163 148V147H162ZM252 148V147H251ZM264 148V147H262ZM117 149V148H114ZM128 149V148H127ZM132 149V148H131ZM195 149V147H194ZM200 149V148H199ZM44 150V149H43ZM42 150V152H43ZM119 150V148H118ZM133 150V149H132ZM136 150V149H134ZM147 150H149V148L147 147ZM183 151L185 149H182ZM190 150V149H189ZM193 150V148H192ZM191 150V151H192ZM260 150V149H259ZM73 151V150H72ZM114 151V150H113ZM165 151V149L163 150ZM162 151V152H163ZM190 151V152H191ZM181 152V151H180ZM189 152V151H188ZM161 153V152H160ZM171 153V152H170ZM195 153V152H194ZM264 153V152H263ZM2 154V152L0 153ZM122 154V153H121ZM125 154V153H124ZM128 154V153H126ZM192 154V153H190ZM203 154V153H202ZM210 154V153H209ZM165 155V153H164ZM204 155V154H203ZM202 155V156H203ZM262 155V154H261ZM1 156V155H0ZM36 156V154H35ZM38 156V155H37ZM40 156V155H39ZM60 156V155H59ZM86 156V154H85ZM100 156V155H99ZM115 156V155H114ZM199 156V155H198ZM207 156V155H206ZM260 156V155H259ZM90 157V156H89ZM92 157V156H91ZM121 157V156H120ZM153 157V155H152ZM262 157H264L262 155ZM60 157H58L59 159ZM82 158V157H81ZM81 158H75V163L78 165V168L80 167L82 169V171H84V169L88 170L90 169L91 172H94V169L92 167H90L91 165H93L91 163V161H83ZM94 158V157H93ZM106 158V157H105ZM123 158V156H122ZM125 158V157H124ZM210 158V156H209ZM208 158V159H209ZM10 159V158H9ZM83 159H85L83 157ZM133 159V158H132ZM206 159V158H205ZM206 159V160H208ZM12 160V158H11ZM17 160V159H16ZM39 159H37L38 162ZM123 160V159H122ZM178 160V159H177ZM192 160V159H191ZM10 161V160H9ZM14 163L15 161L12 160ZM11 161V162H12ZM103 161V160H102ZM121 161V159H120ZM124 161V160H123ZM131 161V160H130ZM132 161V162H133ZM157 161V160H156ZM210 161V160H209ZM5 161L0 159V165H2ZM8 162V161H7ZM6 162V163H7ZM38 162V163H39ZM195 162V161H194ZM133 163V165H134ZM164 163V162H163ZM210 163V162H209ZM34 164V165H33ZM74 164V163H73ZM158 164V162H157ZM156 164V165H157ZM191 164V163H190ZM196 164V162L194 163ZM201 164V163H200ZM6 165V164H5ZM8 165V164H7ZM11 165V164H9ZM8 165V166H9ZM166 165V164H165ZM209 165V164H208ZM211 165V164H210ZM15 166V165H13ZM12 166V167H13ZM37 166V165H36ZM35 166V167H36ZM112 166V165H111ZM168 166V165H167ZM166 166V167H167ZM193 166V165H192ZM17 166L13 167L14 170ZM34 167V168H35ZM38 167V166H37ZM164 167V166H163ZM162 167V168H163ZM210 167V166H209ZM5 168V167H4ZM3 168V169H4ZM12 168V169H13ZM46 168V169H47ZM75 168V165L74 167ZM77 168V167H76ZM75 168V169H76ZM100 168V167H99ZM138 168V167H137ZM183 167H181L182 169ZM189 168V167H188ZM8 169V168H7ZM10 169V168H9ZM18 169V168H17ZM16 169V172H17ZM36 169V168H35ZM72 169V168H71ZM74 169V170H75ZM103 169V168H102ZM112 169V168H110ZM115 169V168H114ZM165 169V168H164ZM180 169V168H179ZM44 170V169H43ZM134 170V168H133ZM171 170L172 169L171 167ZM183 170V169H182ZM189 170V169H188ZM187 170V171H188ZM27 171V170H25ZM27 172V174L23 175V174H19V176H21V178H19V181H21L20 183L15 182L17 181L16 179H10L11 180V186H18L21 187V189L23 188L24 191V195H25V188L26 186L32 182V186L33 188H37V184L31 179L32 177L30 176V172ZM73 171V170H70ZM78 171V169H77ZM111 171V170H110ZM137 171V170H136ZM148 171V170H147ZM151 171V170H150ZM166 171V170H165ZM170 171V170H169ZM190 171V170H189ZM6 172V171H5ZM9 172V171H8ZM37 172V170H36ZM41 172V173H42ZM98 172V171H97ZM162 172V169H161ZM164 172V171H163ZM18 173V172H17ZM22 173V172H21ZM38 176H40V174ZM75 173V172H74ZM103 173V172H102ZM101 173V174H102ZM111 173V172H110ZM118 173V172H117ZM134 173V172H132ZM185 173V172H184ZM204 173V172H203ZM3 174V173H2ZM6 174V173H5ZM34 174V173H33ZM36 174V173H35ZM66 174V173H65ZM69 174V173H68ZM71 174V172H70ZM84 174L86 175V173L84 172ZM98 174V173H96ZM119 174V173H118ZM125 174V173H124ZM162 174V173H161ZM164 174V173H163ZM10 175V173H9ZM8 175V176H9ZM15 175V174H14ZM36 175V176H37ZM63 175V176H62ZM83 175L81 180H80V184L81 185H85L88 182V178ZM114 175V174H112ZM129 175V174H128ZM160 175V174H159ZM167 175V174H166ZM174 175V174H173ZM185 175V174H184ZM191 175V174H190ZM71 176V175H70ZM99 176V175H98ZM97 176V177H98ZM102 176V175H101ZM143 176V175H142ZM171 176H172V171H171ZM170 176V177H171ZM199 176V175H198ZM231 176V175H230ZM263 176V175H262ZM14 177V176H13ZM31 177V178H30ZM109 177V176H108ZM107 177V178H108ZM111 177V174H110ZM150 177V176H149ZM177 177V176H175ZM182 177V176H181ZM2 178V176H1ZM0 178V180H2ZM11 178V177H10ZM62 178V179H63ZM68 176L66 177V181H67ZM117 178V177H116ZM161 178V177H160ZM230 178V177H229ZM246 178V177H245ZM74 178H72L73 180ZM80 179V178H78ZM159 179V178H158ZM178 179V178H177ZM184 179V178H183ZM222 179V178H221ZM247 179V178H246ZM249 179V178H248ZM255 179V178H254ZM6 180V179H5ZM9 179L7 178V181ZM64 180V179H63ZM71 180V179H69ZM98 180V178H97ZM154 180V179H153ZM171 180V179H170ZM176 180V179H174ZM242 180V179H241ZM4 181V180H3ZM90 181V180H89ZM92 181V180H91ZM90 181V182H91ZM109 181V180H107ZM115 181V180H114ZM179 181V180H178ZM181 181V180H180ZM179 181V182H180ZM185 181V179H184ZM225 181V180H224ZM227 181V180H226ZM246 181V180H245ZM245 181H243L245 183ZM250 181V180H249ZM75 182V180H74ZM110 182V181H109ZM111 182H113V180H111ZM155 182V181H154ZM166 182V181H165ZM168 182V181H167ZM170 182V181H169ZM168 182V183H169ZM173 182V180L171 181V183ZM183 182V181H181ZM186 183L188 182L187 180L185 181ZM218 182V181H217ZM221 182V181H220ZM262 182V181H261ZM6 183V182H5ZM40 183V182H38ZM63 183V182H62ZM137 183V182H136ZM161 183V182H160ZM159 183V184H160ZM175 183V182H174ZM173 183V184H174ZM186 183L184 184L186 187ZM239 183V182H238ZM237 183V184H238ZM251 183V182H250ZM258 183V182H256ZM1 184V181H0ZM3 184V183H2ZM78 184V183H77ZM109 184V183H108ZM112 184V183H111ZM124 184V183H123ZM133 184V183H132ZM146 184V183H145ZM262 184V183H261ZM7 185V184H5ZM37 185V186H36ZM40 185V184H39ZM54 185V184H53ZM60 185V184H59ZM66 185V184H65ZM74 185V184H73ZM90 185V184H88ZM98 185V184H97ZM96 185V186H97ZM102 185V184H100ZM117 184H115L116 186ZM119 185V184H118ZM135 185V184H134ZM149 185V184H148ZM156 185V184H155ZM165 185H167L165 183ZM164 185V187H165ZM179 185V184H178ZM224 185V184H222ZM242 185V184H241ZM245 184H243L244 187ZM254 185V184H252ZM260 185V184H259ZM263 185V184H262ZM10 187V185H8ZM29 186V185H28ZM42 186V187H43ZM87 185H85L86 187ZM95 186V185H94ZM114 186V184H113ZM133 186V185H132ZM160 186H162L160 184ZM159 186V188H160ZM174 186V185H173ZM176 186V183H175ZM175 186L173 188H175ZM182 183H181V185ZM246 186V185H245ZM261 186V185H260ZM1 187V186H0ZM30 187V186H29ZM28 187V188H29ZM61 187V186H60ZM58 187V188H60ZM89 187V186H88ZM91 187V186H90ZM135 187V186H134ZM133 187V188H134ZM138 187V186H137ZM242 187V188H243ZM257 187V186H256ZM263 187V186H262ZM8 188V187H7ZM15 188V187H14ZM40 188V186H39ZM56 188V187H54ZM79 186L77 185V187H74V191H71L72 193L76 192V189H78ZM123 188V187H122ZM121 188V189H122ZM140 188V186H139ZM143 188V187H142ZM151 188V186L149 187ZM154 188V186H153ZM156 188V187H155ZM167 188V187H166ZM165 188V189H166ZM180 188V187H178ZM187 188V187H186ZM185 188V189H186ZM240 187H237V189ZM242 188L241 191H242ZM259 188V186H258ZM257 189H253L254 190H258ZM2 189V188H1ZM5 189V188H4ZM17 189V188H16ZM30 189V188H29ZM44 189V188H43ZM57 189V188H56ZM89 189V188H88ZM111 189V188H110ZM117 189V187H116ZM120 189V188H118ZM145 189V188H144ZM181 190H183L182 188H180ZM198 189V188H197ZM196 189V190H197ZM221 189V188H220ZM238 189V190H240ZM245 189V187L243 188ZM6 196H11L14 200L17 199L16 203H19L20 205V215L17 216L16 214H10L8 215L9 220L12 222L13 226L10 227L9 231L11 233V237H15V235L17 233H19L20 229L19 226L16 223V217H31V219H33V224L32 226L34 227H30L28 234H31L29 236V238H31L30 240L35 242L36 244L38 243V241L42 242L43 236H40L42 233L45 234V232L48 230V226H52V224H55L52 222L48 223L46 222L43 223L42 221H39V213H36L35 210L43 213V215H51L52 218H55V216L57 215L58 211H59V207H57V203L55 204V201H53V196L51 193H45L42 196H38L37 193H35L34 189L32 190V194L29 197H22V195L18 192H14V195L12 193H8V189ZM10 190V189H9ZM19 190V189H18ZM60 190V189H58ZM58 190H56L58 192ZM81 190V189H80ZM93 190V189H92ZM96 190V187H95ZM115 190V189H114ZM127 190V189H124ZM134 190H137L136 187ZM141 190V188H140ZM169 190V188H168ZM188 190V189H187ZM199 190V189H198ZM222 190H224L222 188ZM247 190V189H246ZM264 190V188L262 189ZM262 190L260 189V191L262 192ZM1 191V190H0ZM29 191V190H27ZM31 191V190H30ZM38 191V190H37ZM36 191V192H37ZM43 191V190H42ZM55 191V190H54ZM53 191V193H54ZM87 191V190H86ZM94 191V190H93ZM111 191V190H110ZM113 191V189H112ZM119 191V190H118ZM123 191V189H122ZM129 191V190H128ZM131 191V189H130ZM133 191V190H132ZM148 191V188L147 190ZM160 191V190H159ZM177 191V190H176ZM194 191V190H193ZM206 191V190H205ZM225 191V190H224ZM70 192V193H71ZM139 192V191H138ZM155 192V191H154ZM179 193H181L182 191H178ZM177 192V194H178ZM186 192V191H185ZM198 192V191H197ZM204 192V191H203ZM202 192V193H203ZM243 192V191H242ZM264 192V191H263ZM31 193V192H29ZM28 193V194H29ZM104 193V192H103ZM115 193V191H114ZM112 193V194H114ZM125 193V192H124ZM130 193V192H129ZM140 193V192H139ZM141 193L143 194V192L141 191ZM149 194L151 193L150 190L148 192ZM157 193V192H156ZM155 193V194H156ZM159 193V192H158ZM184 193V192H183ZM192 193V190H191ZM244 193V192H243ZM255 193V192H254ZM40 194V193H38ZM61 196L63 195L62 193H60ZM83 194V193H82ZM96 194V193H95ZM105 194V193H104ZM111 194V193H109ZM154 194V193H152ZM196 194V193H195ZM206 194V193H205ZM239 194V192H238ZM242 194V193H241ZM256 194V193H255ZM258 194V193H257ZM256 194V195H257ZM263 194V193H262ZM16 195V196H15ZM67 195V194H64ZM74 195V194H73ZM85 195V194H84ZM82 195V196H84ZM106 195V194H105ZM104 195V196H105ZM119 195V193H118ZM122 195V194H121ZM131 195V194H130ZM128 194V196H130ZM138 195V194H137ZM219 195V194H218ZM60 196V195H59ZM86 196V195H85ZM103 196V195H102ZM115 196V195H114ZM113 196V197H114ZM140 197V194L138 195ZM144 196V195H143ZM153 196V195H152ZM182 196V195H181ZM191 196V195H190ZM207 196V195H206ZM220 196V195H219ZM244 196V195H243ZM248 196V195H247ZM253 196V195H252ZM11 197H9V199H11ZM65 197V196H64ZM68 197V196H67ZM71 197V196H70ZM87 197V196H86ZM94 197V196H92ZM109 198H111L110 196H108ZM119 197V196H118ZM132 197H134V195H132ZM179 197V196H178ZM246 197V195L244 196ZM254 197V196H253ZM264 197V196H262ZM59 198V197H58ZM72 198V197H71ZM80 198V197H79ZM78 198L77 202L80 201ZM107 198V197H106ZM136 198V197H135ZM134 198V199H135ZM138 198V197H137ZM147 198V197H145ZM151 199L155 198L151 197ZM182 198V197H181ZM180 198V199H181ZM189 198V197H188ZM204 198V197H203ZM222 198V197H221ZM224 198V197H223ZM252 198V197H251ZM250 197L248 198L249 200H253ZM255 198V197H254ZM60 199V198H59ZM67 199V198H65ZM64 199V200H65ZM101 199V198H100ZM105 199V198H104ZM131 199V198H130ZM139 199V198H138ZM149 199V198H148ZM147 199V200H148ZM157 199V198H156ZM179 199V198H178ZM194 199V198H193ZM207 199V198H206ZM237 199V198H236ZM256 199V198H255ZM12 200V199H11ZM13 200V202H14ZM58 200V199H57ZM69 200V199H68ZM71 200V199H70ZM103 200V198L101 199ZM110 200V199H109ZM116 200V199H115ZM120 200V199H119ZM117 200V201H119ZM133 200V199H132ZM137 200V199H136ZM146 200V201H147ZM153 200V201H154ZM189 200V199H188ZM218 200V199H217ZM238 200V199H237ZM236 200V201H237ZM240 200V199H239ZM245 200V198H244ZM248 200V201H249ZM262 200V199H261ZM92 201V200H91ZM96 201V200H95ZM105 201V200H104ZM108 201V199H107ZM112 199H111V203H112ZM135 201V200H134ZM152 201V203H153ZM160 201V200H159ZM177 201V199H176ZM190 201V200H189ZM219 201V200H218ZM227 201V200H226ZM235 201V200H234ZM235 201V202H236ZM248 201H245L246 203ZM256 201V200H255ZM58 202V201H57ZM61 202H65V201H61ZM72 202V201H71ZM74 202V201H73ZM72 202V203H73ZM103 202V201H102ZM156 202V201H155ZM154 202V203H155ZM158 202V201H157ZM162 201H160L161 203ZM208 202V201H207ZM214 202V201H213ZM211 202V203H213ZM250 202V201H249ZM31 203H35L36 204V209H33L31 206ZM79 203V202H78ZM97 203V202H96ZM106 203V201H105ZM124 203V202H123ZM122 203V204H123ZM126 203V201H125ZM134 203V202H133ZM138 203V202H137ZM151 203V204H152ZM181 202H179L178 204H180ZM188 203V202H187ZM217 204V202H215ZM224 203V201H223ZM238 203V202H237ZM236 203V207L237 204ZM252 203V202H251ZM255 203V202H254ZM264 203V202H263ZM13 204V203H12ZM11 204V206H12ZM89 204V203H88ZM110 204V203H109ZM108 204V205H109ZM119 204V203H117ZM121 204V205H122ZM127 204V203H126ZM125 204V205H126ZM150 204V206H151ZM156 204V203H155ZM183 203H181L180 206H182ZM189 204V203H188ZM208 204V203H207ZM226 204V203H225ZM229 204V203H228ZM226 204V205H228ZM234 204V203H233ZM240 204V203H239ZM248 204V203H247ZM253 204V203H252ZM73 206V204H70ZM95 205V204H94ZM98 205V204H97ZM107 205V204H106ZM154 205V204H152ZM159 205V204H156ZM161 205V204H160ZM190 205V204H189ZM199 205V204H198ZM214 205V203H213ZM246 205V204H245ZM254 205V204H253ZM256 205V204H255ZM259 205V204H257ZM77 206V205H76ZM75 206V207H76ZM82 205H80L81 207ZM134 206V205H133ZM177 206V205H176ZM191 206V205H190ZM188 206V207H190ZM197 206V205H196ZM229 206V205H228ZM232 206V205H231ZM248 206V205H247ZM251 205H249L248 209L250 208ZM261 206V205H260ZM35 207V206H34ZM61 207V206H60ZM66 207V206H65ZM119 207V206H117ZM121 207V206H120ZM119 207V208H120ZM125 207V206H124ZM152 207V206H151ZM155 207V206H154ZM154 207L152 208V210L154 209ZM157 207V206H156ZM155 207V208H156ZM159 207V206H158ZM187 207V206H185ZM226 207V206H225ZM239 207V206H238ZM258 207V206H256ZM13 208V207H12ZM11 208V209H12ZM74 208V207H73ZM96 208V207H95ZM118 208V209H119ZM183 208V207H182ZM191 208V207H190ZM229 208V207H228ZM247 208V207H246ZM252 208V207H251ZM250 208V210H251ZM260 208V207H259ZM1 209V208H0ZM3 209V208H2ZM10 209V208H9ZM117 209V208H116ZM121 210L123 208H120ZM134 209V208H133ZM132 209V210H133ZM178 209V208H177ZM215 209V208H212ZM233 209H235L233 207ZM239 209V208H238ZM72 210V208H71ZM115 210V207H114ZM157 211V209H155ZM160 210V208L158 209ZM186 210V209H185ZM195 210V209H193ZM218 210V209H217ZM223 210V209H222ZM227 210V209H226ZM225 210V213L227 212ZM231 210V208H230ZM237 210V209H236ZM264 210V207H263ZM7 211V210H6ZM31 211H33V213H31ZM68 211V210H67ZM74 211V209H73ZM79 211V209H78ZM96 211V209H95ZM116 211V210H115ZM114 211V212H115ZM126 211V210H125ZM155 211V212H156ZM182 211V209L180 210ZM188 211V210H187ZM186 211V212H187ZM214 211V210H213ZM233 211V210H232ZM248 211V210H247ZM260 211V210H259ZM262 211V210H261ZM62 212V211H61ZM77 212V210H76ZM99 212V211H97ZM133 212V211H132ZM154 212V211H152ZM162 212V210H161ZM185 212V214H186ZM222 212V211H221ZM231 212V211H230ZM235 213V211H233ZM231 212V213H233ZM242 212V211H241ZM245 212V211H244ZM255 212V211H254ZM64 213V212H63ZM72 214L74 212H71ZM120 212L117 213V215ZM131 213V212H130ZM156 213H159V211H157ZM163 213V212H162ZM194 213V212H193ZM198 213V212H197ZM205 213V212H204ZM215 213V211H214ZM218 213V212H217ZM229 213V212H228ZM227 213V214H228ZM259 213V212H258ZM257 213V214H258ZM66 214V213H65ZM76 214V213H75ZM73 214V216L75 215ZM81 214V213H80ZM93 214V213H92ZM96 214V213H95ZM116 214V213H115ZM128 213H126L127 215ZM137 214V213H136ZM155 214V213H153ZM161 215V213H159ZM221 214V213H220ZM224 214V213H223ZM236 214V213H235ZM7 216V214H5ZM67 215V214H66ZM71 215V214H70ZM79 215V214H78ZM89 215V214H88ZM125 215V214H124ZM123 215V216H124ZM158 214H156L157 216ZM159 215V216H160ZM163 215V214H162ZM194 214H192L193 216ZM199 215V214H197ZM204 215V214H203ZM219 215V214H218ZM230 215V213H229ZM244 215V213H243ZM256 215V213H255ZM64 216V215H62ZM69 216V215H67ZM77 216V215H76ZM90 216V215H89ZM92 216V215H91ZM96 216V215H95ZM122 216V215H121ZM142 216V215H141ZM153 216V215H152ZM157 216V217H159ZM184 216V215H183ZM234 216V215H233ZM237 216V215H236ZM43 217V216H42ZM41 217V220H43ZM70 217V216H69ZM68 217V218H69ZM83 217V216H82ZM136 217V216H135ZM140 217V216H139ZM155 217V218H157ZM227 217V215H226ZM232 217V216H231ZM242 217V216H241ZM254 217V216H253ZM252 219H256L255 221H257L258 219H260L259 214L257 215V217H259L258 219L256 217H254ZM46 218V217H45ZM66 218V216L64 217ZM76 218V217H75ZM78 218V217H77ZM87 218V217H86ZM89 218V217H88ZM87 218V219H88ZM91 218V217H90ZM121 218V217H120ZM123 218V217H122ZM128 218V216H127ZM207 218V217H205ZM221 218V217H220ZM230 218V216H229ZM245 218V217H243ZM262 215H261V221H262ZM27 219V218H26ZM63 219V218H62ZM106 219V218H105ZM159 219V218H158ZM183 219V218H182ZM199 219V218H196ZM251 219V218H250ZM35 220V221H34ZM60 220V219H59ZM64 220V219H63ZM69 220V219H68ZM74 220V219H73ZM92 220V219H91ZM98 220V219H97ZM132 220V219H130ZM148 220V219H147ZM161 223H162V219ZM221 220V219H220ZM223 220V219H222ZM228 220V219H226ZM245 220V219H244ZM249 220V219H248ZM247 220V222H248ZM44 221V220H43ZM49 221H51L49 219ZM56 221V218H55ZM78 221V220H77ZM86 221V220H85ZM123 221V220H122ZM140 221V220H139ZM155 221V220H154ZM186 221V220H185ZM194 220L192 219V222ZM231 221V220H230ZM235 221V220H234ZM254 221V220H253ZM254 221V222H255ZM27 222V221H26ZM45 222V221H44ZM61 222V220H60ZM67 222V221H65ZM73 222V221H72ZM99 222V220H98ZM132 222V221H131ZM146 222V221H145ZM144 222V223H145ZM165 223H167L166 221H164ZM197 222V220H196ZM213 222V221H212ZM221 222V221H220ZM232 222V221H231ZM242 222L243 219H242ZM250 222V221H249ZM253 222V223H254ZM260 222V221H259ZM63 223V221L61 222V224ZM71 223V222H70ZM90 223V222H89ZM122 223V222H121ZM126 223V222H125ZM143 223V222H142ZM141 222H139V224H142ZM147 223V222H146ZM207 224H205L206 226H208L209 231L211 232H216L218 234L220 233H225V230H228L230 227V231L226 234V238L228 236H234L235 235V241L237 238H248V235L250 236L251 234L248 232H246V236L245 234L241 237L240 235V231L243 229L239 224H232L229 223L228 221L223 223V224H217L216 226H210V221H206ZM222 223V222H221ZM252 223V222H250ZM249 223V226H251ZM252 223V224H253ZM258 223V222H257ZM261 223V222H260ZM22 224V223H21ZM57 224V223H56ZM55 224V225H56ZM67 224V223H66ZM86 224V223H85ZM123 224V223H122ZM121 224V225H122ZM129 224V220L128 223ZM131 224V223H130ZM129 224V225H130ZM135 224V223H134ZM245 224V223H244ZM256 224V222L254 223ZM24 225V224H23ZM64 224H62L63 226ZM95 225V224H94ZM163 225V224H162ZM181 225V224H180ZM203 225V224H202ZM262 225V224H261ZM26 226V225H25ZM59 226V225H57ZM68 226V225H67ZM72 226V225H69ZM84 226V223H83ZM82 228H85L86 226H84ZM123 226V225H122ZM121 226V227H122ZM137 226V225H136ZM142 226V225H140ZM147 226V225H146ZM193 226V225H192ZM248 226V227H249ZM257 227L260 228V226L257 224ZM23 227V226H22ZM21 227V228H22ZM29 227V225H28ZM36 227V228H35ZM54 227V225L52 226ZM90 227V226H89ZM95 227V226H94ZM99 227V226H98ZM124 227H127L124 226ZM144 227V226H143ZM165 227V226H164ZM167 227V226H166ZM247 227V228H248ZM256 227V228H257ZM56 228V227H55ZM64 228L65 225H64ZM72 228V227H71ZM87 228V227H86ZM163 228V227H162ZM193 228V227H192ZM191 228V229H192ZM246 228V230H247ZM253 228V227H251ZM3 229V228H2ZM54 229V228H53ZM93 229V228H92ZM100 229V228H97ZM129 229V228H127ZM138 229V226H137ZM145 229V228H144ZM147 229V228H146ZM166 229V228H165ZM174 229H176L174 227ZM178 229V228H177ZM180 229V228H179ZM196 229V228H195ZM206 229V227H205ZM6 230H8V228H6ZM61 230V229H60ZM66 230H68L66 228ZM79 230V228H78ZM84 230V229H83ZM96 230V229H95ZM102 230V229H101ZM126 230V229H125ZM143 230V229H142ZM201 230V229H200ZM4 231V230H3ZM50 231V228H49ZM55 231V230H53ZM57 231V229H56ZM63 231V229L61 230V232ZM74 231H76V229L74 230L73 228V233H75ZM86 231V230H85ZM130 231V230H128ZM146 231V230H145ZM162 231V230H161ZM207 231V229H206ZM206 231H193L192 235L195 238L194 240V244H193V249H190V255L195 259H199L203 258L206 259L207 263L209 262L210 259L212 260H218V253L221 252L220 250L216 251L214 250V247L212 246L213 242H210V238L211 235L210 233H207ZM258 231V230H257ZM264 231V230H263ZM8 232V231H7ZM6 232V233H7ZM64 232V231H63ZM98 232V231H97ZM102 232V231H101ZM120 232V231H119ZM167 232V231H165ZM243 232V231H242ZM5 233V234H6ZM9 233V232H8ZM52 233V232H51ZM54 233V232H53ZM72 233V234H73ZM84 233V232H83ZM94 233V232H93ZM92 233V234H93ZM127 233V232H126ZM141 233V232H139ZM153 233V232H152ZM155 233V232H154ZM168 233V232H167ZM176 233V232H175ZM178 233V232H177ZM184 233V232H183ZM57 234V233H56ZM55 234V235H56ZM121 234H123L121 232ZM148 234V233H147ZM158 234V233H157ZM172 234V232H171ZM181 234V233H180ZM3 235V234H2ZM25 235V234H24ZM54 235V236H55ZM59 235V234H58ZM70 235V234H69ZM86 235V233H85ZM125 235V233H124ZM143 235V234H142ZM146 235V233H145ZM155 236V234H153ZM161 235V234H159ZM185 235V234H184ZM183 235V236H184ZM261 235V234H260ZM4 236V235H3ZM2 236V238H3ZM6 236V235H5ZM8 236V235H7ZM6 236V237H7ZM22 236V235H21ZM50 236V235H48ZM72 236V235H71ZM88 236V235H87ZM94 236V235H92ZM102 236V235H101ZM114 236V235H112ZM147 236V235H146ZM152 236V238L154 237ZM162 236V235H161ZM167 237V235H165ZM182 236V234L180 235ZM182 236V237H183ZM17 237V236H16ZM24 237V236H23ZM56 237V236H55ZM54 237V238H55ZM83 237V236H82ZM98 237V236H97ZM96 237V238H97ZM123 237V236H122ZM127 237V235H126ZM129 237V236H128ZM169 237V236H168ZM258 237V236H257ZM1 238V239H2ZM26 238V237H25ZM51 241L53 236L50 237ZM64 237L62 236V239ZM88 238V237H87ZM87 238L85 239V242L87 240ZM91 238V237H90ZM111 238V236H110ZM125 238V237H124ZM140 238V237H139ZM185 238V237H183ZM187 238V237H186ZM185 238V239H186ZM225 238V237H224ZM225 238V239H226ZM21 239V238H20ZM68 235H65V238L62 240L65 243L69 242L68 241ZM78 238H76L77 240ZM83 239V240H84ZM89 239V238H88ZM93 239V237H92ZM122 239V238H121ZM129 239V238H128ZM145 239V238H144ZM176 239V238H175ZM181 239V238H180ZM179 239V241H180ZM217 239V238H215ZM230 238H228L229 240ZM12 240V239H11ZM19 240V239H17ZM44 240V239H43ZM79 240V239H78ZM82 241V239H80ZM100 240V239H99ZM183 240V239H182ZM264 240V239H263ZM97 241V240H95ZM121 241V240H120ZM169 240H167L168 242ZM217 241V240H216ZM226 241V240H225ZM246 241V239H245ZM10 242V241H9ZM12 242V241H11ZM17 242V241H16ZM24 242V241H22ZM33 242H31L30 244H26V247H28L29 252L31 253V255L33 256V259H31V261H27L26 263L22 260L19 259L21 264H34V261L36 260V257L39 256V254L37 256H35V248H36V244H34ZM49 242V241H48ZM144 242V241H143ZM158 242V241H157ZM171 242V241H170ZM182 242V241H181ZM187 242V241H186ZM261 242V241H259ZM8 243V242H6ZM46 243V242H45ZM64 243V244H65ZM81 243V242H80ZM84 243V242H83ZM121 242H119L120 245ZM122 243H123V239H122ZM127 243V242H126ZM152 243V242H151ZM150 243V244H151ZM218 243V242H216ZM225 243V242H224ZM235 243V242H234ZM238 243V242H237ZM249 243V242H248ZM255 243V242H254ZM51 244V243H50ZM82 244V243H81ZM91 244V243H90ZM94 244V243H93ZM96 244V243H95ZM111 242L110 245L111 246ZM114 244V243H113ZM149 244V245H150ZM154 244V243H153ZM158 244V243H157ZM164 244V243H162ZM220 244V243H218ZM217 244V245H218ZM23 245V244H22ZM25 245V243H24ZM69 245V243H68ZM85 245V244H84ZM115 245V244H114ZM123 245V244H122ZM131 245V244H130ZM145 245V244H144ZM166 245V244H165ZM171 243L169 244V247ZM173 245V244H172ZM233 242L232 244L226 243L223 244L222 246H224L223 251H227L226 253L228 254H233L235 250V248H233ZM236 245V244H235ZM238 245V244H237ZM247 245V244H246ZM7 246V244H6ZM49 246V245H48ZM46 246V247H48ZM75 246V245H74ZM91 246V245H90ZM96 246V245H95ZM103 246V245H102ZM106 246V245H105ZM104 246V247H105ZM146 246V245H145ZM144 246V247H145ZM174 246V245H173ZM181 246V245H180ZM183 246V245H182ZM5 247V246H4ZM9 247V246H7ZM42 247V246H41ZM83 247V246H82ZM85 247V246H84ZM121 247V246H120ZM141 247V246H140ZM163 247V246H162ZM218 247H220L218 245ZM253 247V246H252ZM10 248H13L10 247ZM16 248V247H15ZM23 248V247H21ZM40 249V247H38ZM37 248V249H38ZM68 248V246L65 247V249ZM86 248V247H85ZM88 248V247H87ZM110 249L112 248L109 247ZM108 248V250H110ZM122 248V247H121ZM148 248V247H147ZM153 248V247H152ZM151 248V250H152ZM167 248V247H166ZM173 248V247H172ZM174 248H176V246H174ZM179 248V247H178ZM235 249L234 251L232 250ZM237 248V247H236ZM250 248V247H249ZM5 249V248H4ZM45 249V247H44ZM55 249V248H54ZM64 249V250H65ZM80 249V248H78ZM83 249V248H81ZM92 249V248H91ZM117 249V248H116ZM124 249V247H123ZM143 249V247H142ZM141 249V250H142ZM154 249V248H153ZM161 249V248H160ZM160 249H158V253H160ZM247 249V248H246ZM251 249V248H250ZM20 250V249H19ZM52 250V249H51ZM67 250V249H66ZM85 250V249H84ZM83 250V251H84ZM88 250V249H86ZM97 250V249H96ZM112 250V249H111ZM119 250V249H118ZM150 250L149 253H152V251ZM168 250V249H167ZM166 249L163 251H167ZM174 250V249H173ZM172 250V251H173ZM177 250V249H176ZM182 250V249H181ZM256 250V249H255ZM254 250V251H255ZM13 251L15 252L16 250L13 249ZM27 251V250H26ZM45 251V250H44ZM81 251V250H80ZM98 251V250H97ZM121 251V250H120ZM140 251V249H139ZM144 251V250H143ZM149 251V250H148ZM155 251V250H154ZM171 251V250H170ZM169 251V252H170ZM172 251L170 254H172ZM248 251V250H247ZM9 252V251H8ZM19 251H16L15 253H17ZM23 252V251H22ZM52 252V251H51ZM55 252V251H54ZM78 252V250H77ZM77 252L74 253L77 254ZM91 252V251H90ZM104 252V251H102ZM109 252V251H108ZM117 252V250H116ZM119 252V251H118ZM131 252V251H130ZM137 252V251H136ZM141 252V251H140ZM162 252V250H161ZM186 253V250L184 251ZM238 252V251H237ZM249 252V251H248ZM253 252V249H252ZM249 252V253H252ZM21 253V252H20ZM39 253H42L39 251ZM47 253V252H46ZM50 253V252H49ZM80 253V252H78ZM129 253V250H128ZM148 253V254H149ZM156 253V254H158ZM224 253V252H223ZM247 253V252H246ZM257 253V252H256ZM5 254V253H4ZM37 254V253H36ZM54 254V253H53ZM85 254H87L85 252ZM89 254V253H88ZM96 254V253H95ZM102 254V253H101ZM121 254V253H120ZM132 254V253H131ZM131 254H128L125 256V263L126 264H138L140 262V264H142V260H141V256L139 255V258L136 257L133 258ZM144 254V252H143ZM155 254V253H154ZM153 254V255H154ZM155 254V255H156ZM162 254V253H160ZM159 254V255H160ZM220 254V253H219ZM222 254V253H221ZM245 254V253H244ZM15 255V254H14ZM25 255V254H24ZM43 255V254H41ZM40 255V256H41ZM46 255V254H45ZM43 255V256H45ZM80 255V254H79ZM82 256L84 254H81ZM108 255V254H105ZM111 255V254H110ZM116 255V254H115ZM119 255V254H118ZM124 255V254H123ZM146 255V253L144 254ZM143 255V256H144ZM173 255V254H172ZM240 255V254H239ZM243 255V253H242ZM256 255V254H255ZM259 255V254H258ZM6 256V255H5ZM16 256V255H15ZM14 256V257H15ZM20 256V255H19ZM22 256V255H21ZM20 256V257H21ZM74 256V255H72ZM89 256V255H88ZM96 256V255H95ZM112 256V255H111ZM114 256V255H113ZM112 256V257H113ZM148 256V255H146ZM152 256V255H149ZM148 256V257H149ZM157 256V255H156ZM162 256V255H161ZM168 256V254H167ZM170 256V255H169ZM185 256V254H184ZM229 256V255H228ZM241 256V255H240ZM252 256V254H251ZM77 257V256H75ZM91 257V256H89ZM98 257V256H97ZM107 257V256H106ZM109 257V256H108ZM115 257V256H114ZM120 257V256H119ZM135 257V255H134ZM165 257V254L164 256ZM179 257V256H178ZM177 257V258H178ZM218 257V259H217ZM259 257V256H258ZM0 258H4L0 257ZM6 258V257H5ZM11 261V264L13 263V256L9 255L8 257ZM8 258L6 260H8ZM18 258V257H17ZM26 258V257H25ZM24 258V260H25ZM45 258V257H44ZM79 258V257H78ZM100 258V257H98ZM111 258V257H110ZM118 258V257H117ZM159 258V257H158ZM166 258V257H165ZM171 258V257H170ZM173 258V257H172ZM171 258V259H172ZM210 258V259H209ZM222 258V257H221ZM234 258V257H233ZM40 259V258H39ZM77 259V258H76ZM95 259V258H93ZM109 259V258H108ZM113 259V258H112ZM120 259V258H119ZM118 259V261H119ZM124 259V257H123ZM146 258H144L143 260H145ZM154 259V258H152ZM161 259V257H160ZM169 259V258H168ZM209 259V260H207ZM33 260V261H32ZM89 260V259H88ZM102 260V259H101ZM100 260V261H101ZM116 260V259H115ZM139 260V261H138ZM156 260V259H155ZM166 260V259H165ZM175 260V259H174ZM183 260V258H182ZM230 260V259H228ZM5 261V260H4ZM66 261V260H65ZM93 261V260H92ZM107 261V260H106ZM110 261V260H109ZM114 261V259H113ZM112 261V263H113ZM117 261V260H116ZM149 261V260H148ZM152 261V260H151ZM162 262V260H160ZM171 261V260H170ZM180 261V260H179ZM222 261V259H221ZM227 261V259H226ZM234 261V260H233ZM244 260H242L243 262ZM248 261V260H247ZM8 262V261H5ZM40 263H42L41 261H39ZM67 262V261H66ZM76 262V261H75ZM78 262V261H77ZM115 262V261H114ZM144 262V261H143ZM150 262V261H149ZM153 262V261H152ZM172 262V261H171ZM170 262V264H171ZM202 262V261H201ZM205 262V261H204ZM223 262V261H222ZM231 262V260H230ZM241 262V261H240ZM249 262V261H248ZM252 262V261H251ZM249 262V263H251ZM257 262V261H256ZM262 262V261H261ZM44 264H46V262H43ZM42 263V264H43ZM54 263V262H53ZM68 263V262H67ZM89 263V261H88ZM91 263V262H90ZM95 264V262H93ZM102 263V262H100ZM99 263V264H100ZM110 263V262H109ZM151 263V262H150ZM156 263V262H154ZM153 263V264H154ZM160 263V262H159ZM156 263V264H159ZM167 263V262H166ZM176 263V262H173ZM185 263V262H184ZM189 263V262H188ZM211 263V262H210ZM224 263V262H223ZM226 263V262H225ZM1 264V263H0ZM3 264V263H2ZM5 264V263H4ZM77 264V263H76ZM81 264V263H80ZM83 264V263H82ZM85 264V262H84ZM107 264V263H106ZM111 264V263H110ZM120 264V263H119ZM145 264V263H144ZM162 264V263H161ZM165 264V263H163ZM178 264V262H177ZM183 264V261H182ZM195 264V263H194ZM203 264V262H202ZM205 264V263H204ZM214 264V263H213ZM219 264V263H218ZM255 264V263H254Z\"/></svg>",
    "mask_w": 264,
    "mask_h": 264
}]
</instances>
